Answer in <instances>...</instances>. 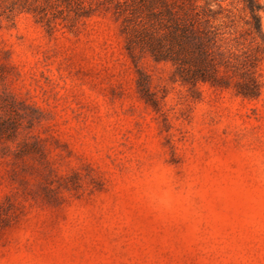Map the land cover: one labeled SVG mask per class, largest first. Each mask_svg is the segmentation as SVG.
<instances>
[{"label": "rangeland", "instance_id": "374dc122", "mask_svg": "<svg viewBox=\"0 0 264 264\" xmlns=\"http://www.w3.org/2000/svg\"><path fill=\"white\" fill-rule=\"evenodd\" d=\"M222 4L226 89L132 55L109 11L0 15V264H264V44Z\"/></svg>", "mask_w": 264, "mask_h": 264}, {"label": "trees", "instance_id": "16d2710c", "mask_svg": "<svg viewBox=\"0 0 264 264\" xmlns=\"http://www.w3.org/2000/svg\"><path fill=\"white\" fill-rule=\"evenodd\" d=\"M223 0H0V15L14 21L22 12L30 13L49 32L61 27L71 31L81 22L109 11L122 21L126 47L155 60H168L175 66V76L192 86L209 83L226 89L231 86L228 71L234 66L232 56L223 47ZM250 14L248 24L262 39L264 27L260 0H243ZM257 60V57H256ZM256 61L252 62L254 69ZM242 81L235 82L236 94L252 98L259 94L255 70L244 68Z\"/></svg>", "mask_w": 264, "mask_h": 264}]
</instances>
